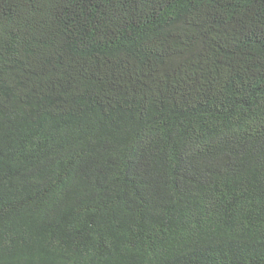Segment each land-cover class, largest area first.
Listing matches in <instances>:
<instances>
[{
    "label": "trees",
    "instance_id": "16d2710c",
    "mask_svg": "<svg viewBox=\"0 0 264 264\" xmlns=\"http://www.w3.org/2000/svg\"><path fill=\"white\" fill-rule=\"evenodd\" d=\"M0 264H264V0H0Z\"/></svg>",
    "mask_w": 264,
    "mask_h": 264
}]
</instances>
